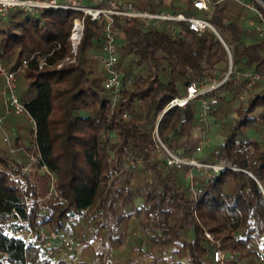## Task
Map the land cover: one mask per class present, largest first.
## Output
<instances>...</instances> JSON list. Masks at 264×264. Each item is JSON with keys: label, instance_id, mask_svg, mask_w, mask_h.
<instances>
[{"label": "trees", "instance_id": "1", "mask_svg": "<svg viewBox=\"0 0 264 264\" xmlns=\"http://www.w3.org/2000/svg\"><path fill=\"white\" fill-rule=\"evenodd\" d=\"M209 3L200 12L224 42L186 22L156 27L116 17L124 38L122 89L114 106L100 68L102 22L87 18L76 62H70L78 13L16 12L2 21L0 60L9 70L28 62L17 94L36 120L37 134L31 129L32 137H26L28 124L13 111L6 126L12 147L22 150L12 152L6 138L0 139V264H262L264 37L247 24L261 21L247 4L263 17L264 6L257 0ZM154 7L189 17L197 10L191 0H158ZM224 43L232 52L231 77H241L204 94L218 99L211 127L217 125L221 138L200 155L203 163L224 169L195 170V196L187 177L191 168L167 165L155 129L162 116L158 129L166 147L193 154L200 139L199 101L165 108L192 82L225 80L230 57ZM251 71L262 79L246 91L243 75ZM3 85L0 75V90ZM35 145L41 164L23 173ZM30 230L71 235L82 250L91 249L90 263H76L62 241L48 256L41 243L26 241ZM217 250L223 261L215 260Z\"/></svg>", "mask_w": 264, "mask_h": 264}, {"label": "built area", "instance_id": "2", "mask_svg": "<svg viewBox=\"0 0 264 264\" xmlns=\"http://www.w3.org/2000/svg\"><path fill=\"white\" fill-rule=\"evenodd\" d=\"M146 1L149 2V9L137 8V6L131 2L120 5V0H0V17H8L11 10H21L31 14H36L40 11L48 9L66 10L78 13L79 16L74 21L70 37L71 52L73 54L71 58H67L70 62H76L78 46L84 35L87 18H90L93 21L102 22L104 24V41L102 54L99 56L100 68H102L105 72L106 79L104 85L105 88L112 91L111 102L114 106L120 97L122 89V80L118 68L120 50L123 45L122 38H124V36L120 33L119 26L116 23L117 16H122L129 20L142 21L146 26L156 27L163 23L173 27L175 24L186 22L189 23L190 28L195 32H216L219 34L215 26L204 18H198L196 16L189 17L181 11L174 13L170 10H159L153 5V3H156L158 0ZM191 2L194 8L199 11L208 10L210 7L209 0H191ZM247 6L251 10L255 11V13L259 14L261 21L257 24H253L260 35L264 37L263 15L259 13L252 4L248 3ZM174 34H176L175 29ZM131 42V40L128 41V43ZM225 47L228 51L229 57L233 58L230 48L226 44ZM27 64L28 62L25 60L17 70H9L0 60V75L4 78V85L0 90V94L2 95V100L6 107L5 113L0 114V130L4 131L3 128L6 120L14 111L17 114H24L29 118L31 128L33 130V136L36 137L37 122L29 113L25 104L19 99L17 94L18 75L24 71ZM43 66L44 63L42 64V67ZM232 72L233 66L230 73L227 75V78L229 80L233 79V81L236 82V80L241 77V74L237 72L231 77ZM243 76L246 80V91L252 90L253 87L262 79L261 74L254 71L247 72ZM227 78L222 82L215 81L211 85H207L208 88L205 90L203 89L205 84L192 82L183 96L174 98L165 108V111H167L173 107H185L194 101H199V123L201 125L199 131L200 139L192 155L181 156L171 152L162 142L159 135L158 127L162 116L157 120L155 138L159 146L167 152V165L178 169H182L185 166H189L191 168L187 177L190 180L191 190L195 196H197L200 192L198 180L194 173L195 170H202L204 167L208 166L216 173L224 169V167L220 164L208 165L203 163L200 160V155L211 146L212 108L218 103V99L216 97H206L204 94L206 92L219 89ZM124 116L127 117L128 115L124 114ZM5 138L11 147L12 152L22 150L21 148L12 147L9 135H6ZM41 161L42 154L40 148L35 145V152L27 153L26 162L21 166L23 173L31 172L36 165L41 164ZM43 167L46 168V166ZM16 178L17 177L13 175V179ZM208 237L211 236L208 234ZM26 241L29 243H41L48 256L52 255L54 244L58 241H62L70 251H73L76 248V243L71 235H61L57 231L47 232L42 230L39 235H36L33 230H30L26 235ZM223 259V253L221 250H217L215 252V260L223 261ZM259 262L264 264V247L260 248Z\"/></svg>", "mask_w": 264, "mask_h": 264}, {"label": "rangeland", "instance_id": "3", "mask_svg": "<svg viewBox=\"0 0 264 264\" xmlns=\"http://www.w3.org/2000/svg\"><path fill=\"white\" fill-rule=\"evenodd\" d=\"M129 2H131V3H133V4H135L136 6H137V8H141V9H149V2H147L146 0H120V5H123L124 3H129ZM153 5H154V3H153ZM16 12H24V11H21V10H11L10 11V13H9V15H8V17H6V18H2V17H0V28H4L3 26H2V21L3 20H7L11 15H13V14H15ZM192 14V16H196V17H198V18H203V14L200 12V11H198V10H195L194 12H192L191 13ZM254 13L253 12H250V15H253ZM77 16V14L75 13V14H73V17H76ZM248 25H251V26H254V24L253 23H250L249 21H248V23H247ZM100 53L102 54V51L101 52H99V55H100ZM229 67H230V65H229ZM230 73V68H229V71H228V73L226 74V77H225V79L227 78V75ZM20 75V74H19ZM19 75H18V77H19ZM4 79V78H3ZM228 79V78H227ZM240 79H237L236 80V82L237 81H239ZM230 81H232L233 83H235V81H233V79H231ZM207 85H211V84H205V87L203 88L204 90L205 89H207L208 88V86ZM33 95H34V93H32V94H30V95H28L27 96V98H26V100H29V99H31L32 97H33ZM246 97V96H245ZM3 106H4V111H6V107H5V104L3 103ZM5 113V112H4ZM2 114V113H1ZM11 116V115H10ZM9 116V117H10ZM20 116H22V123H24V124H28V129H27V131L25 132V135H26V137H28L29 139L32 137V133H31V123H30V121H29V118L26 116V115H24V114H21ZM9 117L7 118V120H6V122L8 123V121H9ZM23 118H25V119H23ZM6 122H5V125H4V131H1L0 130V139H3L6 135H9L10 136V138L12 137L11 135H10V133L11 132H9V130H8V128H7V126H6ZM218 127H217V125H213L212 127H211V137H213V138H215L216 136H218ZM28 139V140H29ZM12 140V139H11ZM213 140V139H212ZM36 168H33V170H35ZM32 170V171H33ZM46 231V230H45ZM54 248V247H53ZM69 252H71V254H73L74 255V259H75V262L76 263H78L79 261H85V263H90V259H91V254H92V252H91V249H86V250H82L81 249V247L80 246H78V245H76V248H75V250H73V251H70V250H68ZM52 253H53V250H52Z\"/></svg>", "mask_w": 264, "mask_h": 264}, {"label": "water", "instance_id": "4", "mask_svg": "<svg viewBox=\"0 0 264 264\" xmlns=\"http://www.w3.org/2000/svg\"><path fill=\"white\" fill-rule=\"evenodd\" d=\"M257 1H259V2L264 6V1H263V0H257ZM215 34L220 38V40L223 41V39H222V37L220 36V34H218V33H216V32H215ZM232 66H233V58L230 57V67H229L230 70H231Z\"/></svg>", "mask_w": 264, "mask_h": 264}, {"label": "crops", "instance_id": "5", "mask_svg": "<svg viewBox=\"0 0 264 264\" xmlns=\"http://www.w3.org/2000/svg\"><path fill=\"white\" fill-rule=\"evenodd\" d=\"M249 22H250V23H253L252 21H249ZM251 25H252V24H251ZM251 25H249V26H251ZM219 138H221L220 135L216 136L215 138L212 137V139H219Z\"/></svg>", "mask_w": 264, "mask_h": 264}]
</instances>
